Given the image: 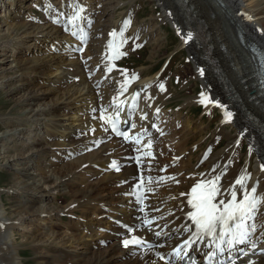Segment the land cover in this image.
<instances>
[{"label": "bare ground", "instance_id": "1", "mask_svg": "<svg viewBox=\"0 0 264 264\" xmlns=\"http://www.w3.org/2000/svg\"><path fill=\"white\" fill-rule=\"evenodd\" d=\"M30 1L38 3L48 18L27 26L20 19L21 5ZM70 1L60 0L57 9L51 0H0V30H5L0 42L12 46V51L9 45L0 51V91L19 107L14 114L0 117L6 128L1 135L14 139L17 131L34 127L30 137L24 139L26 134L20 137L18 133L20 138L10 141L14 147L5 146L10 152L18 146L23 156L21 160L10 156L1 165L15 171L12 174L18 181L5 188L15 194L14 212L6 211L2 201L0 205V264H25L18 251L21 244L15 241L14 230L19 228L30 232L21 235L22 243L30 245L37 264H170L167 257L172 260L173 248L189 233L185 220L189 187L219 177L217 201H227L242 176L249 191L256 188L261 203L249 219L256 226L252 231L255 247L244 246L245 252L236 256L235 264H264V91L259 88L256 58L247 45L254 42L264 52L263 0H151L158 3L162 14L150 15L144 23L156 18L170 22L182 41L189 29L198 32L196 43L191 39L183 45L192 55L194 69L204 66L203 80L208 84L204 95L236 112V133L214 132L209 142H203L206 127L202 122L195 121L194 126L190 117L182 119L177 112V120L162 116L166 97L172 93L167 79L162 82L163 91L149 90L156 73L151 75L147 66L130 74L118 66L116 61L122 55L114 57L125 47L120 30H127L124 21L135 16L136 2ZM125 3H130L129 9ZM123 7L119 19L100 21L107 11ZM159 24L139 30V40L148 41L153 52L163 45ZM114 31L116 48L108 57V36ZM23 51H29V56ZM110 63L115 64L109 67ZM195 99L186 97L184 103L192 104ZM99 111L106 118L114 113L132 115L136 126L127 139H113L100 121ZM176 125L184 133L167 139L170 133L165 128L174 130ZM222 136L225 146L212 153ZM190 138L196 139L193 147L187 146ZM244 138L249 147L246 163L230 170V160L238 159V143ZM201 143L206 147L194 154ZM166 152L171 155L162 162ZM252 156L257 157L254 164ZM43 160L48 163L40 168ZM113 162L116 170L110 168ZM79 175V184L70 188L69 179ZM236 188L240 198L239 186ZM64 192L69 193L70 201L58 211L51 201H59ZM104 198L110 200L106 206ZM65 216L69 220L62 226ZM134 234L141 239L140 246L125 247L123 240Z\"/></svg>", "mask_w": 264, "mask_h": 264}, {"label": "rangeland", "instance_id": "2", "mask_svg": "<svg viewBox=\"0 0 264 264\" xmlns=\"http://www.w3.org/2000/svg\"><path fill=\"white\" fill-rule=\"evenodd\" d=\"M69 4H71L73 1L67 0ZM127 1V0H125ZM134 2H136V4L133 7V11L135 12V16H132V20H129L130 23L127 24V30L124 31V33L122 34V36L124 37V41H126L125 43V47H121L122 49V53H124L121 58H119L116 62L118 64V66L120 68H126L125 70H122V72H126L128 74L133 73L134 71H136V69H138L139 66L141 65H145L147 66V71L150 72V74H154L156 73V77L157 75L160 74L159 77L155 78L154 82L152 83L151 87L149 90H151L152 88L156 89L157 91L160 90L159 85L162 84L163 80H168V86L170 87V91L172 92L170 95H167L166 97V104L164 105V110H161L162 116H164L165 119H170L168 117V115H171L173 117H175V119L177 120L178 116L176 115V112L180 114V116L182 117V119L184 117H190V121H192V124L195 126V121L198 122H202V125L206 127V132L204 133L205 136V140L203 142H209L211 141L214 137L213 134L215 135V133L218 132H228L230 133H236V126L234 125L233 121L231 122V125H227L225 127L220 126V118L218 119V115H216V111H209L207 112V110H209V108H212L211 106H205V110L204 107L202 108L200 104H198L197 106V102L200 101V97L201 96V92L203 91V88L207 90V85L206 84V78L203 79H199L198 76L195 77L196 75V69L195 68V64H193V60H192V55L190 54L187 46L183 45V41L177 36V34L175 33V28L170 24V22H160L158 18L153 19L151 22L147 23V18H150V15H161L162 14V10L158 7V3L157 2H152L151 0H134ZM51 3L53 5H55V7L58 9L61 4H60V0H51ZM129 4L130 3H125L126 6H128L127 9H129ZM261 6H264V0L263 2L260 4ZM14 7V4L12 5ZM98 9L101 8V6H97ZM1 8V6H0ZM16 8V7H15ZM126 7L120 8L117 11H107L104 15V17L100 20L101 22L106 20V22H111L112 20H117L119 19V17L122 16L121 11L125 10ZM3 10V7H2ZM21 15H20V19L24 20V22L27 24H33V23H38L42 18L47 19L48 15L47 13L44 12L43 8L41 6L38 5V3L36 5L32 4L31 1L28 2V4H22L21 5ZM1 12V11H0ZM47 16V18H46ZM140 17V18H139ZM51 19H54V16H51ZM146 21V23H144ZM160 23L159 25L161 26L160 29V34L161 36H164L163 39V45L161 44L157 50H155L153 52V50L150 48L151 46H149V42L146 41L145 39L142 40L144 42H141L139 40L140 38V34H139V30L143 29V26H145V28H147L148 26L150 27L151 25H153L154 23ZM141 23H143L144 25H142ZM173 27V28H172ZM105 28V27H104ZM1 29V27H0ZM175 29V30H174ZM145 30V29H143ZM4 32V33H2ZM0 33H2L1 35L5 34V30H0ZM225 38L228 36L227 34V30H225ZM7 40H5L4 42H6ZM7 45L10 46L11 51H12V46L10 45V43H7L5 46V43L0 42V51H5L3 50L5 47H7ZM128 46V47H127ZM181 46V47H180ZM185 46V47H183ZM231 50V53L234 51V47L231 46L229 47ZM232 48V49H231ZM11 51H9L8 55H10ZM153 52V54H152ZM24 54V56H29V51H23L22 52ZM152 54V57L150 58V55ZM191 56V58H190ZM2 57V56H0ZM11 59V58H9ZM163 65H166L165 69L161 72V68L163 67ZM110 67V66H109ZM223 69H225L223 67ZM226 71V69H225ZM2 75L0 74V77ZM1 79V78H0ZM184 83V84H183ZM187 84V85H186ZM206 90H204V94L206 92ZM240 90V89H239ZM210 93V92H209ZM21 93L15 94L14 99L17 98L18 95H20ZM206 94H208V92H206ZM211 94V93H210ZM210 96V95H209ZM186 97H197V99H195V101L192 104H187L184 103L185 102V98ZM48 100V99H47ZM15 102H11V100L8 99V95L3 92L0 91V117H5L3 114H14V111H16V109H18L19 107L15 104ZM143 104V103H142ZM203 104V103H202ZM143 107L145 108L146 105L143 104ZM159 108H157L158 110ZM214 109V108H213ZM156 110V111H157ZM10 112V113H9ZM170 113V114H168ZM178 114V115H179ZM181 119V120H182ZM146 120V119H145ZM176 120H173L176 122ZM32 121V120H31ZM185 124V122H183ZM29 124V123H28ZM32 124V123H31ZM183 124V125H184ZM180 125V124H179ZM176 125V128L174 130H172L170 127L169 128H165V130H167V134L170 133L169 136H167V139H173L174 138H180V136L184 133V129L179 128ZM182 125V126H183ZM168 127V126H167ZM228 127V128H227ZM34 128V127H32ZM32 128H27L26 130L24 129L23 133L20 132H16V137L13 139L12 136L9 135H1L2 133H4V130L6 129L5 126L1 123L0 121V135L3 137H0V205L3 202L4 203V207L6 208V211L10 210L11 212H14L12 210V205L14 204L13 202V198L15 196V194H11L10 191H8V187L13 185L14 182L16 183V181H18V179H15V176L12 174L13 170H10L8 167L5 166H1L2 163L4 162V160L6 161L8 158H10V156H16V158H18L19 160H21L23 156V154H21V152L19 151V147H16V151L13 149L10 151H7L5 149V146H13V143H10V141L15 140L17 141V139H19L22 134H26L25 138L30 137L29 134L32 130ZM40 130V129H39ZM39 134H42V131H39ZM35 131V130H34ZM13 131H11L12 133ZM215 132V133H214ZM20 135H19V134ZM196 134V132H193ZM18 135L20 137H18ZM31 135V134H30ZM174 135V136H173ZM3 139V140H2ZM245 140H240L239 146H238V151H237V157L238 159H232L230 160L231 166H230V170H232V166L233 165H240L243 166L246 163V154L249 151V147L247 144L246 139ZM196 139L194 138H190L188 140V145L187 146H192L195 143ZM225 136H222L217 142L218 144L215 145L212 149V153H215V151L220 150L222 147H224L225 145ZM14 142V141H13ZM5 143V144H4ZM4 144V145H3ZM205 143H201V145L196 148L194 150V154L199 152L200 149L206 147L204 145ZM14 147V146H13ZM193 147V146H192ZM20 152V154H18ZM189 153V152H188ZM187 153V154H188ZM163 156H161L162 162H166L167 156L171 155L170 152L169 153H162ZM32 159H35V157H32ZM46 159V158H45ZM252 162L251 164L256 163L257 157L252 156L251 157ZM40 162V161H39ZM46 163H48L46 160H43V164L41 163L39 166L41 168L44 167L43 165ZM15 163H19L18 160L15 161ZM154 163L158 164L159 166V162L158 160L154 161ZM15 164V165H16ZM31 164V163H30ZM242 164V165H241ZM23 167H25L23 164H20ZM227 165V164H226ZM15 167V166H14ZM47 168V167H46ZM114 170V169H113ZM251 170V168H249V171ZM33 171V169L31 170ZM15 172V171H13ZM15 174V173H14ZM79 178H82L81 175L79 176H73L72 178L69 179L68 183L71 187L78 185L79 182L81 180H79ZM86 178V176H85ZM13 182V183H12ZM82 186L84 185L83 183H81ZM8 188V189H5ZM11 188V187H10ZM68 188V189H70ZM7 190V191H6ZM67 190V189H65ZM64 191V190H63ZM56 194V192L54 193V195ZM58 194H56L57 196ZM71 197L69 195V193H62L59 197V201H51L53 202L52 204L58 209V211H62L64 204L68 201H70ZM104 198L102 201L103 205H107L108 202L110 201H105ZM2 201V202H1ZM10 213V212H9ZM107 213H110L109 211ZM35 219H38V217H35ZM40 220V219H39ZM65 220H69L68 217H64L63 218V222L61 223V225H65ZM27 225L30 224L29 222L26 223ZM30 228H32V225H29ZM14 232L16 233L15 236V241L20 245V247L18 248L19 253H20V258L21 260L25 263V264H37V258H35L34 253L30 247V245L28 244H23V238L21 235L26 234L29 235L28 231H25V229H15ZM28 245V246H27ZM57 246H60L59 244Z\"/></svg>", "mask_w": 264, "mask_h": 264}, {"label": "snow or ice", "instance_id": "3", "mask_svg": "<svg viewBox=\"0 0 264 264\" xmlns=\"http://www.w3.org/2000/svg\"><path fill=\"white\" fill-rule=\"evenodd\" d=\"M78 14L79 10L77 12V15ZM248 18L251 19V17ZM69 19H74V17H70ZM128 23H130V21H124L125 25ZM124 31L125 29L121 28V36ZM115 35V31L109 33L110 37ZM189 38H191V34H189ZM122 43H126V41H123ZM108 46L109 48L112 47L111 40L109 41ZM120 46H122V44ZM123 54L124 53L117 52L114 58H118L119 55ZM108 70L111 71V68ZM133 78H135V76H133ZM159 87L161 91L164 90L163 84H160ZM201 97L202 99L199 101L200 103L210 102L204 93H201ZM221 107L224 106L221 105ZM232 115L231 112H226L227 119L230 120ZM101 118H104L103 115ZM107 122L111 124L112 130L115 131L117 135H123L126 139L128 138V133L120 132L111 118H109ZM137 142L139 141L137 140ZM113 167H116L115 162H113ZM261 167L264 169V165ZM117 170H119V168H117ZM218 181L219 177H216L213 180H201L192 187L188 195V204L193 210L189 211L187 215L195 225L196 230L193 233V236L198 239H202L205 236L212 238L216 250L223 252V244L226 243L228 248H232L235 244L244 243L248 239L250 231H255V224L248 226L246 221L253 218L261 201L255 196V187H252L250 191L245 187V177L243 176L235 181L230 199L227 201L223 199L217 201L218 194L220 193ZM236 185L239 186L240 198H238ZM140 242L141 241L138 237L132 236L131 239H125L123 244L125 247H128L130 244L135 245ZM193 242L192 239L185 240L184 247H188ZM253 247H255V245H253ZM174 252L179 254V249H174ZM215 254V252L208 253V258L211 259ZM161 259H164V257H161ZM232 264H235V261H232ZM249 264H252V262L249 261Z\"/></svg>", "mask_w": 264, "mask_h": 264}, {"label": "water", "instance_id": "4", "mask_svg": "<svg viewBox=\"0 0 264 264\" xmlns=\"http://www.w3.org/2000/svg\"><path fill=\"white\" fill-rule=\"evenodd\" d=\"M252 58H254V57H252ZM254 64H255V63H254ZM256 71H257V69H256ZM258 77H259V76H258ZM259 88H260V89H262V87H261V86H259ZM262 90H263V89H262Z\"/></svg>", "mask_w": 264, "mask_h": 264}]
</instances>
